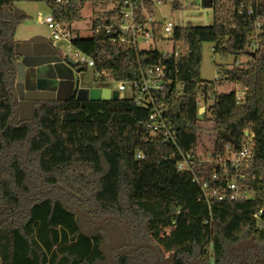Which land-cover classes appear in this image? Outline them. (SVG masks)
<instances>
[{"label":"trees","instance_id":"trees-1","mask_svg":"<svg viewBox=\"0 0 264 264\" xmlns=\"http://www.w3.org/2000/svg\"><path fill=\"white\" fill-rule=\"evenodd\" d=\"M122 1L12 3L46 4L61 26L83 21L85 10L93 9L91 37L77 33L71 47L95 63L96 75L106 73L114 82L128 83L138 71V60L157 64L160 55L112 43L118 36L107 35L104 28L119 24ZM208 1L214 25L175 27L172 41L184 54L179 61L163 62L173 81L166 101L177 148L146 142L138 110L125 97L79 103L76 89L67 98L33 102L32 119L22 118L17 20L10 12L0 14V264L155 263L149 249L123 253L131 246L121 225L95 224L105 218L119 219L134 243L155 248L159 264L166 254L172 255L173 264H238L242 253L232 250L249 243L264 259V0ZM145 9L151 12L153 5L146 3ZM206 44L223 61H250L226 70L219 67V80L205 84L200 69ZM253 46L258 47L254 52ZM179 84L183 87L177 89ZM225 85L247 90L245 102L237 105L235 90L217 93ZM209 99L212 105L200 115ZM248 131L254 134L258 155L245 173L254 198L209 209L193 180L212 187L211 166L180 172L177 152L216 158L229 143L224 136L238 151ZM220 188L224 191L225 185ZM254 252L247 251L245 264H257Z\"/></svg>","mask_w":264,"mask_h":264},{"label":"built area","instance_id":"built-area-1","mask_svg":"<svg viewBox=\"0 0 264 264\" xmlns=\"http://www.w3.org/2000/svg\"><path fill=\"white\" fill-rule=\"evenodd\" d=\"M156 0H123L120 10V21L112 27H105L107 35L115 33L118 37L112 43H119L121 46H129L136 52L156 51L160 55V62L157 64L144 63L147 59L138 60V71L131 82H114L112 77L106 73L97 74V79L101 81L100 89H108L112 93H119L121 97L131 100L136 106L139 114V126L146 133V142L159 143L178 147V139L173 125V121L168 116L167 96L173 90V81L167 73L163 62L179 61L184 52L180 46H176L172 39L175 25L171 22L157 24L153 22L145 9L146 3L154 5ZM59 4H64L57 2ZM68 3V2H67ZM157 4L162 0H157ZM252 13L249 12L248 15ZM143 17V21H141ZM52 32L53 42L65 41L71 46L76 35L71 32L69 26H61L55 22L52 16L46 18L44 22ZM255 28L259 30V20L255 23ZM159 40L157 41V32ZM101 28L96 29L95 35H99ZM165 45L168 51H159L156 47ZM146 46V49L141 47ZM155 47V48H154ZM258 47H251L254 52ZM78 67L95 69V63L84 54H76ZM183 85H177L182 88ZM247 90L237 91V105L245 102ZM178 170L180 172L192 173L195 168L211 166L212 179L214 185L202 183L198 178L193 182L201 190L200 200L205 202L209 209L216 203L234 202L242 203L254 198V194L248 185L249 176L246 171L256 162L258 155L254 142V134L250 131L244 135L243 142L238 151L232 143H228L222 156L216 158L211 155L199 157L185 155L178 150ZM176 157L164 158L165 163L171 162ZM138 159L141 155L137 156ZM225 185L224 191L220 186Z\"/></svg>","mask_w":264,"mask_h":264},{"label":"rangeland","instance_id":"rangeland-1","mask_svg":"<svg viewBox=\"0 0 264 264\" xmlns=\"http://www.w3.org/2000/svg\"><path fill=\"white\" fill-rule=\"evenodd\" d=\"M50 2H61L67 3L69 0H48ZM155 1L151 12L148 11V15L151 17L153 22L157 24L173 23L176 27L180 28H209L214 25V12L210 6V2L206 1L204 7V0H167L160 4ZM102 12L98 9L97 12ZM6 12L12 13L14 18L17 20L15 45L17 54L23 56L26 49L32 50L33 46L37 42H51L53 36L48 26L43 23L44 20L52 16L51 11L46 4L43 3H12V0H0V14ZM95 12L91 8H87L83 13V21L76 22L69 26L72 33L79 35L80 38H90V25ZM54 43V42H53ZM57 49H59V56L62 60L61 64L64 65V69L72 76V81H69L70 76L67 74H61L62 80H68L67 82L71 85V92L76 89L88 92L92 88H99L97 76L92 69H87L85 72H79L78 66L71 67L68 61H72L77 64L76 54L77 51L69 46L65 41H58L56 43ZM146 46H142L141 49H146ZM155 48V47H154ZM159 51H168L169 49L165 45H159L156 47ZM214 48L210 44L203 46V59L200 69V77L203 83L212 84L219 80V67L226 70L232 68L234 65L241 66L249 63L248 58H240L237 61L235 59H229L228 61L221 60L217 55L214 54ZM32 51H29L31 54ZM26 62L24 59H20L19 70L20 76L24 74L26 69ZM62 70V69H61ZM35 80L27 82V85L23 87L19 82L18 96L21 104L23 118H27L29 115L27 110L24 109L25 99L21 100V97L27 96V89H37L38 87L34 83ZM240 92L241 89L235 86L225 85L224 87L217 89V93H229L232 91ZM70 92V93H71ZM70 97V95L68 96ZM67 98V97H65ZM204 105L205 103L202 102ZM212 105V101L209 99L206 103V109H209ZM205 114L202 112V115ZM207 119H211V115H206ZM211 125V123H210ZM80 226L82 230H86L85 222L80 218ZM114 232L115 236L120 235V231ZM114 236V238H115ZM115 248V246H114ZM163 264H173L172 255H164Z\"/></svg>","mask_w":264,"mask_h":264},{"label":"water","instance_id":"water-1","mask_svg":"<svg viewBox=\"0 0 264 264\" xmlns=\"http://www.w3.org/2000/svg\"><path fill=\"white\" fill-rule=\"evenodd\" d=\"M208 0H204V7L205 6V2ZM19 55V54H18ZM68 64L71 67H74L75 64L72 61H68ZM36 65L39 66H43V65H50V67L55 71H60L61 69H64V65L61 64V61L58 57H52V56H44V57H40L37 59L36 61ZM32 76H33V80H35L38 84V88L37 89H27L28 91V95L25 97H21L22 99H25V102L27 103L28 107L31 108L33 102H45V101H49L47 100V98L42 95L43 94V89L42 86H46L48 84H50L49 81H45L42 77H38L41 76L39 75V71L36 69L32 70ZM44 76V75H42ZM46 77H48L49 75H45ZM70 76V75H69ZM50 77V76H49ZM20 70L18 67V80H17V84L19 82V84L21 83V79H20ZM53 80V79H52ZM70 81H72V76H70L69 78ZM54 82V80H53ZM55 83V82H54ZM17 91H18V87H17ZM121 97V95L119 93H112L110 90L108 89H100V88H93L91 90H89L88 92L86 91H80L78 90V94H77V101L79 103L85 102V101H90V102H111V101H117L119 100ZM202 112L205 113L206 110L205 108H202L200 110V115H202ZM28 118L31 120L32 119V113L31 111H29V116ZM224 139L227 140L229 143H231V140L228 136H224ZM111 221H115L117 223H119L126 235L128 244L131 246V248L127 251V252H123V253H127V254H131L133 251H138L141 249H149L151 250L156 258V261L154 264H159L160 263V256L158 251L153 248L152 246L148 245L147 243H143V244H137L134 243L132 241V237L130 235V232L128 230V228L119 220L116 218H105L102 221L95 223L96 225H103L107 222H111ZM254 250V255L257 259V264H264V259H261L258 255V253L256 252V246L252 243L246 244V245H239L238 247L234 248L232 250V252L235 253H242V259L238 264H245L246 263V253L248 250Z\"/></svg>","mask_w":264,"mask_h":264},{"label":"crops","instance_id":"crops-1","mask_svg":"<svg viewBox=\"0 0 264 264\" xmlns=\"http://www.w3.org/2000/svg\"><path fill=\"white\" fill-rule=\"evenodd\" d=\"M29 51H32V53L29 54ZM44 56L58 57L60 61L62 62L59 56V49H57V46L56 44L53 43V41L37 42V44L33 46L32 50L26 49V52L23 54V56H21V58L24 59L26 62L25 66L27 70H24V74L20 76L21 77L20 85H23V87H25L27 85V82H31L33 80L32 70L36 69L39 71V75H41L38 77L40 78L42 77L45 81L50 82V84L46 86H42V89H43L42 95H44L47 98V100H57L59 98L68 97L69 95L73 93L70 91L72 90L71 85L70 83L67 82L68 80H62L61 74H67V75H70V74L65 69H62L60 71H57V70L54 71L51 68L52 66L50 67V65H43V66L36 65L37 59L40 57H44ZM47 74L50 77L49 76L46 77L45 75ZM52 79L54 80L55 83L53 82ZM34 83L38 87L37 82L34 81ZM24 94L28 95V93H25V92ZM31 108L28 107L26 102L24 103V109L27 110L28 115H29V111H31ZM22 118H23V115H22Z\"/></svg>","mask_w":264,"mask_h":264}]
</instances>
